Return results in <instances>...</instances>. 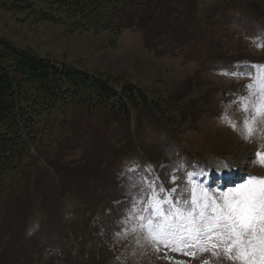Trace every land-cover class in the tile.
Masks as SVG:
<instances>
[{
    "label": "rangeland",
    "instance_id": "374dc122",
    "mask_svg": "<svg viewBox=\"0 0 264 264\" xmlns=\"http://www.w3.org/2000/svg\"><path fill=\"white\" fill-rule=\"evenodd\" d=\"M254 12L258 11L254 9ZM38 15H41L39 9L33 12L21 0H0V39L10 42L20 50L34 51L42 58L73 65L87 72L99 68L113 76L125 77L133 84L139 83L144 89L150 90L154 87L156 96L163 93L174 97L175 92L189 89L193 78L201 83L218 85L217 90L209 92L207 99H198L206 101L205 107L208 109L205 113L200 112L197 118L199 120L182 134L183 137L175 140L173 134L167 131L151 147L157 151L158 157H163L172 165L165 179L157 181L163 183L166 189L173 188L171 176L183 178L188 170L184 167L186 161L181 160L180 156L202 165V157L211 155L205 159V165L215 169L221 165L219 154H224L226 158L242 160L245 169L252 165L250 173L264 178V165L256 155L258 152L264 154V109L260 112L253 109L249 113V123L244 128L238 129L235 125L239 114L245 112V100L248 96L246 83L252 78L248 68L224 72L216 71L217 69L207 70L206 65L203 66L208 57L221 55L264 61V22L257 19L249 21L248 25L251 27H240L237 23L231 26L220 24L216 32L203 37L189 29L183 40L154 51L150 48L145 33L134 25L130 27L128 23L118 28L116 33L109 30L71 33L69 22L64 25L42 21ZM257 31L261 35H256ZM147 33L151 35V31ZM256 68L257 65L254 70ZM237 86L241 88L240 94L227 97L226 92L232 87L233 91H237ZM195 93L196 90L192 92L193 95ZM191 106L195 104H189L187 108L190 109ZM184 112L173 109L172 120L175 115L179 119V114ZM76 114L72 109L66 117L72 119ZM176 125L173 123V128ZM113 129L111 126L110 130ZM102 131L100 136L108 138L106 142L109 144L102 149L100 141L89 137L83 140L86 141L84 145L66 161L71 166L87 170V176H90L94 175L102 158L104 164L101 173L106 171L107 176L112 171L114 174L111 177L113 185L108 183L104 189L103 181L101 182L103 196H109L111 186L113 191L107 201L103 200L104 204H96L91 192V204L74 199V210L77 213L74 224L89 222L88 229L80 226L73 244L72 236L69 235L72 229L70 223L60 221L55 230L56 226L50 225L49 220L46 223L49 227L35 242L28 241L31 235L24 236L22 241H15L12 250L0 245V251L4 248L15 257L12 256L13 261H10L0 256V264H81L73 263L70 258L81 259L83 264H204L205 261L208 264H238L228 258L222 249L215 255L210 251L194 253L195 258H192L148 238L141 230V225L143 217L148 214V197L155 195L149 191L152 180L142 175H133L134 179H126L125 169L120 170L123 166V162L120 165L123 155L121 152H127L126 138L120 136L122 134L119 132L120 135H112ZM112 149L118 151L114 157H110V154L103 156ZM130 161V158H126L125 163ZM176 183L180 184L182 181L177 180ZM214 194L218 193L213 192L212 195ZM72 202L73 200L69 205ZM40 211L44 221L48 220V213ZM8 232L10 237H19V234L13 235L11 229ZM2 242H6L5 237ZM190 251L194 252V248Z\"/></svg>",
    "mask_w": 264,
    "mask_h": 264
},
{
    "label": "trees",
    "instance_id": "16d2710c",
    "mask_svg": "<svg viewBox=\"0 0 264 264\" xmlns=\"http://www.w3.org/2000/svg\"><path fill=\"white\" fill-rule=\"evenodd\" d=\"M21 2L33 12L39 9L48 21L58 23L69 20L72 32L77 30L118 32V28L125 26L126 23L130 26L135 22V25L141 28L152 25L154 36L157 38L160 37V32H163L161 25L166 22L168 15L171 12H178V3L185 4L186 20L178 25L177 18V21L166 29L171 35L166 41L171 43L175 40V44L189 29L200 35L216 32L215 22L218 19L212 17L208 19L207 28L199 31V25L192 17L194 12L199 10L224 20L230 19L229 12L233 10L234 4L243 9L244 15H248L249 7L264 11V0H21ZM209 2H212V5H209ZM173 4L175 7H171ZM59 15L64 17H58ZM255 18L264 22L262 15ZM148 93L124 78L97 71L89 74L65 63L42 58L34 51L20 50L10 42L0 39V186L13 180L19 162L27 154L29 146L37 141L39 133L41 134L47 127L48 121L70 107L94 111L112 120L126 117L128 123L130 109L139 106L141 122L147 120L170 127L171 120L166 117L163 106L169 104L173 109L175 107L173 101L161 95L156 96L154 92ZM181 114L180 117L184 118L186 113ZM69 172L76 175L74 169ZM31 203V198L26 196L17 211L24 215ZM58 214V211H53L52 216ZM3 222L6 224L0 225V245L12 250L16 238L21 239V236L11 235L8 238V230L19 231L24 221L11 213ZM50 225L55 226L53 221ZM45 228L46 226L43 229ZM4 237L7 242H2ZM0 256L10 261H13L14 257L4 248L0 251ZM70 259L73 263L83 264L81 259Z\"/></svg>",
    "mask_w": 264,
    "mask_h": 264
},
{
    "label": "snow or ice",
    "instance_id": "6c2138e0",
    "mask_svg": "<svg viewBox=\"0 0 264 264\" xmlns=\"http://www.w3.org/2000/svg\"><path fill=\"white\" fill-rule=\"evenodd\" d=\"M254 100L256 112L264 109V88ZM256 155L264 165V154ZM191 175L185 173L186 180L171 176L176 186L170 190L158 178L151 182L155 200L146 209L141 230L154 243L192 258L193 248L213 255L222 249L238 264H264V178L248 177L228 191L210 195Z\"/></svg>",
    "mask_w": 264,
    "mask_h": 264
}]
</instances>
